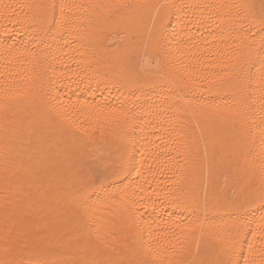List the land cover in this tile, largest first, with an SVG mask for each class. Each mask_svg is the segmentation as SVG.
<instances>
[{"label":"snow or ice","instance_id":"6c2138e0","mask_svg":"<svg viewBox=\"0 0 264 264\" xmlns=\"http://www.w3.org/2000/svg\"><path fill=\"white\" fill-rule=\"evenodd\" d=\"M0 264H264V0H0Z\"/></svg>","mask_w":264,"mask_h":264},{"label":"bare ground","instance_id":"6f19581e","mask_svg":"<svg viewBox=\"0 0 264 264\" xmlns=\"http://www.w3.org/2000/svg\"><path fill=\"white\" fill-rule=\"evenodd\" d=\"M6 2H7V0H6Z\"/></svg>","mask_w":264,"mask_h":264}]
</instances>
